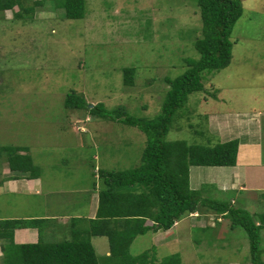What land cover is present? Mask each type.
<instances>
[{
    "label": "rangeland",
    "instance_id": "obj_1",
    "mask_svg": "<svg viewBox=\"0 0 264 264\" xmlns=\"http://www.w3.org/2000/svg\"><path fill=\"white\" fill-rule=\"evenodd\" d=\"M36 1L23 0V7ZM60 3L43 0L24 18L0 16V148L27 149L40 170L42 188L41 196L1 195V217L85 218L89 193L102 188L100 170L140 164L146 145L142 131L86 109H67V94L75 91L91 105L124 107L131 116L151 120L169 89L165 78L179 77L186 70L184 60L199 57L193 45L202 28L197 0H86L85 16L76 20L65 17ZM242 6L230 35V64L206 79L205 92L188 97L185 113L172 121L167 140L211 146L223 138L208 128L211 116L216 125L219 121L232 132H242L245 123L240 127L234 114L264 108V0H242ZM129 67L136 70L134 83L124 86L123 69ZM262 146L264 155V133ZM7 164L3 154L0 180ZM194 176L195 186L200 173ZM227 195L219 192L214 199L229 201ZM234 200L236 208H249L242 196ZM256 207L264 213V201ZM201 213L208 215L209 210L202 208ZM213 217L206 229L200 228L201 219L183 217L179 236L149 252L159 262L172 253H179L182 264H229L232 257L250 262L244 228L231 229L230 217H223V224L216 222L221 216ZM98 240L101 247L95 245ZM104 243L106 237L94 240L98 256ZM150 247L151 234L138 236L130 252L139 255ZM260 251L264 261V241Z\"/></svg>",
    "mask_w": 264,
    "mask_h": 264
},
{
    "label": "trees",
    "instance_id": "obj_2",
    "mask_svg": "<svg viewBox=\"0 0 264 264\" xmlns=\"http://www.w3.org/2000/svg\"><path fill=\"white\" fill-rule=\"evenodd\" d=\"M43 0L23 7V0H0V16L22 18L33 14ZM60 8L70 20L85 16L86 0H61ZM201 19V34L193 45L199 57L186 58L185 72L175 79L165 78L169 89L164 94L161 110L149 120L129 115L124 107L107 109L103 103L90 107L83 95L75 91L65 97L67 109L88 110L98 118L138 128L146 136L140 164L120 171H99L102 188L98 194L96 216L89 221L86 233H74L71 239L23 244L10 248L22 264H182L179 255L171 254L156 263L149 251L132 255L131 245L138 236L149 232L170 230L183 217L199 213L202 208L211 214L230 217L232 227L244 228L250 242L252 264L261 261L260 227L253 218L227 201L208 198L202 189L193 190L189 169L193 166L232 167L236 165L238 140L218 142L211 146L188 144L184 140H167L172 121L185 113L188 97L205 92V82L212 74L225 69L232 59L233 42L230 35L243 12L242 0H197ZM15 8H17L15 10ZM21 10L23 12H21ZM12 16L8 12H12ZM24 18V17H23ZM26 18V17H25ZM135 69H123L124 86L134 83ZM22 147L0 148V157L6 155L12 171L39 178L40 170ZM264 218V216H263ZM42 219L0 220V237L16 229L39 228ZM106 237L109 255L99 257L91 238ZM5 260L7 249L2 247ZM155 258V259H154Z\"/></svg>",
    "mask_w": 264,
    "mask_h": 264
},
{
    "label": "crops",
    "instance_id": "obj_3",
    "mask_svg": "<svg viewBox=\"0 0 264 264\" xmlns=\"http://www.w3.org/2000/svg\"><path fill=\"white\" fill-rule=\"evenodd\" d=\"M243 115V116H241ZM231 115L226 117L230 118ZM243 117V118H242ZM212 120L208 119V128H215V132L217 135H220L222 143L228 142L231 140H238V152H237V160L236 165L232 167H197L193 166L189 169V182L190 187L193 190H198L203 188L204 193H210L212 191L211 196L216 198L217 193L224 192L229 196L227 199H230V205L234 209H240L246 212L248 215L254 218L255 226L260 227V238L261 243L264 241V213H261V208L256 207L260 203L262 205L264 201V155H263V133H264V108H260V110H254L251 113L244 114H234V118L238 120V125L241 127V124L245 123V129L242 132H235L229 130L228 126L221 125L220 122L215 124L213 117ZM242 118V119H241ZM227 119V118H226ZM212 121V124L211 122ZM243 122V123H242ZM239 127V128H240ZM226 128V129H224ZM213 130V129H212ZM214 132V130H213ZM223 135V136H222ZM232 136V137H230ZM223 139V140H222ZM8 166V164H7ZM8 169H4L3 176L0 180V196L4 194L10 195H24L27 193H33L34 196L42 195V188L40 183V175L39 178H30L28 174H23L20 172L12 171L9 166ZM193 172L195 176L200 173V183L197 185L192 184L193 180ZM194 176V178H195ZM48 195H54V192H47ZM231 194V195H229ZM89 204L88 210L85 218H76L72 219L66 215L64 216H43V218H36V216H28V215H16V216H0V220L6 219H42L44 222L41 225V229L39 228H23L14 230L11 235L10 232L5 233V238L0 237V264H22V262H18L14 255H11L10 248L13 250V246L23 245V244H34L40 240L44 242H55L57 240H61L63 236L64 239H71L74 233H86L89 227V221L94 219L96 216L97 206H98V194L97 192L89 193ZM242 196L244 199V203L247 204L249 208L244 205V208H236L234 205L236 201L234 197ZM231 196V198H230ZM226 198V197H224ZM262 202V203H261ZM255 204V206L252 205ZM53 205V209L58 207ZM2 210V207H0ZM210 213V211H209ZM202 214L201 211L199 213H194L188 216V218L201 219L200 228L206 229L208 226H211L209 222L214 221L213 215L215 214ZM12 215H15L14 213ZM217 216V215H215ZM32 217V218H30ZM58 217V218H56ZM208 218V219H206ZM223 217L221 219L217 218L215 221L217 223H222ZM178 223L174 225L170 230L167 231H158V232H149L151 234V243L152 247L150 250H156V246H161L167 242H170L173 237L176 235L179 236V228ZM46 224V226H45ZM45 226V227H44ZM231 229H235L236 227H232ZM178 233V234H177ZM237 235V231H233ZM147 235V234H146ZM247 235V234H246ZM99 237L91 238V242L94 246V240ZM248 238V236H247ZM55 239V240H54ZM179 240V239H178ZM177 240V241H178ZM249 240V238H248ZM176 243V239L174 241ZM103 244L102 241H96L95 245ZM2 247L7 249V260H5L4 252L2 251ZM101 247V246H100ZM101 248V255L99 257H103L104 255H109L108 241L106 239V243ZM95 248V246H94ZM96 251V249H95ZM97 253V252H96ZM237 253L241 254L240 250L237 249ZM154 254V253H153ZM177 254L179 253H172ZM155 255V254H154ZM180 257V255H179ZM156 258V256H155ZM154 258V259H155ZM181 259V257H180ZM156 263H159L160 260L155 259ZM183 260V259H182ZM181 260V262H182ZM262 261V259H261ZM229 264H242L240 262V258L232 257L229 260ZM264 263V261H262ZM246 264H252L251 258L250 262Z\"/></svg>",
    "mask_w": 264,
    "mask_h": 264
},
{
    "label": "water",
    "instance_id": "obj_4",
    "mask_svg": "<svg viewBox=\"0 0 264 264\" xmlns=\"http://www.w3.org/2000/svg\"><path fill=\"white\" fill-rule=\"evenodd\" d=\"M93 105H90V107H92Z\"/></svg>",
    "mask_w": 264,
    "mask_h": 264
}]
</instances>
